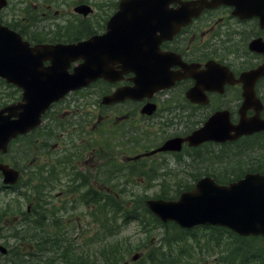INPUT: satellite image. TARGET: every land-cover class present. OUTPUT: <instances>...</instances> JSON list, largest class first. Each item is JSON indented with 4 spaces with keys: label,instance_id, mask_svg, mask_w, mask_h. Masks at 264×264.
<instances>
[{
    "label": "flooded vegetation",
    "instance_id": "1",
    "mask_svg": "<svg viewBox=\"0 0 264 264\" xmlns=\"http://www.w3.org/2000/svg\"><path fill=\"white\" fill-rule=\"evenodd\" d=\"M36 1L6 0V6L0 8V25L15 29L30 42L36 41L37 33L44 31L43 36L38 38L42 44H70L106 34L111 18L120 10L122 0L109 3L110 5H105L102 1L99 4L96 0H77L73 14L70 12L69 16L74 15L73 18L77 21L86 22L95 18L96 26L94 28V25H90L84 33L72 38L70 36V39L63 38L67 33L64 30L49 32V29L45 27L38 28L40 18L49 19L55 6L53 8V5L42 4V7H39ZM80 6L86 8V15L74 13L75 8ZM179 6L178 3H175L171 5V8L176 9ZM40 8L43 11L42 14L39 11ZM12 10L17 13L12 14ZM54 16L59 17L60 13L56 11ZM70 21L68 19L67 22ZM71 25L73 24L67 26ZM42 26L47 25L42 23ZM159 34L158 32L157 35ZM190 40L196 42L195 47L192 48L189 45ZM159 47L161 52L178 54L184 64L192 67L196 77L198 75L204 77L205 74L202 73L208 70L207 66L211 64L209 82L203 88L198 89L197 78L189 75L188 71L187 77L176 81L168 89L158 91L151 98L125 99L108 103L105 100L106 96L112 95L120 88L134 87L133 79L136 77V73L132 71L124 73L117 81L99 79L85 89L87 91L92 87H98L102 92L99 94L102 96L100 103L94 102L93 99H83L82 103H72L69 99H64L51 107L49 118H53L55 123L58 115L59 117L64 115L66 106L71 107L76 103L82 106H94L93 104H95L99 109H90V112L97 115L99 124H103L102 132L99 135V142L102 145L91 150H89L88 141L85 138L84 147L87 150L78 143H74L77 138L70 139L67 135L73 136L76 132L69 129L59 133L58 136L49 132L50 128L45 132V135L51 134L59 139V142L53 147L54 155L46 156L52 166H49V178L43 179L45 185H48L44 196L48 197L49 204L53 195L62 197L59 211L77 212L78 218L86 217L89 213H94L96 209L99 213L103 212V209L99 208V203L104 200L106 182L103 179L106 175L110 177L119 173L117 166H113L118 161L112 156L110 150L117 151L119 144L123 149H128L127 143L135 146V142L130 140L126 143L124 137L123 142L114 143L115 137L120 136L108 133V130L115 127H111L110 119H116L115 123L125 121L131 126H135L134 123L143 122L150 129V137H154L156 134L161 135L160 141L147 143V140L144 139L141 146L151 150L145 149L141 152L139 154L141 158L138 160L136 157L139 155L125 156L124 160L121 158L123 166H136V161H146L148 162L147 166H159L160 162H164V166H176L175 159L179 158L177 161L183 162V158L190 154L195 156V159L188 160H192L194 166H196L197 160L202 164H210V166L220 162L229 166H264V129L235 140L209 141L197 147H191L189 142H184L180 153L165 151L150 156L146 155L160 149L171 139H186L191 132L180 131V127H184L185 122L204 124L220 112L224 117L229 116L231 125H238L242 117L249 121L264 122V19L254 15L238 16L232 5L216 6L205 9L191 24L183 27L172 40L162 41ZM133 67L135 68V65ZM115 68L117 71H121L118 65ZM172 70H182V67L175 66L172 67ZM208 77L203 79L207 80ZM0 86L8 90L9 86L13 87L14 85L0 78ZM14 88L20 93L17 95V99L22 100V90ZM248 92H251V98H247ZM151 106L152 108L149 110ZM79 112L80 110H75L71 113ZM66 122V125H71L70 120ZM201 126H198L197 129ZM169 129H171V133ZM66 138L70 139L76 150L69 148V141L65 142L67 146H62L63 139ZM148 145L150 147H147ZM203 148L208 152V156L202 159L198 154ZM187 150L192 152H187ZM218 150L222 154L220 158L217 157ZM64 151L66 156L60 155V162H57L58 154ZM117 153L120 154L118 151ZM181 153H186V155L180 157ZM228 159L230 160L226 161ZM105 163L112 166H104ZM18 167L21 169L20 166ZM106 167L108 168L107 172ZM24 172L21 171L20 180L14 185H5L3 175L0 173V187L3 189L4 200L0 209V264H28L32 258L35 264H39L38 235L42 231L40 227L41 201L39 195H30L26 190H34L33 188L40 181L33 182V184L28 183L31 181H24ZM12 202L17 205L13 206ZM86 202L97 203V205H88ZM9 216L13 217L14 221H9ZM9 233L33 234L36 241L31 249H28L30 251L25 252L20 248L18 253L16 244L8 241ZM3 247L6 250L5 253L2 251Z\"/></svg>",
    "mask_w": 264,
    "mask_h": 264
},
{
    "label": "water",
    "instance_id": "2",
    "mask_svg": "<svg viewBox=\"0 0 264 264\" xmlns=\"http://www.w3.org/2000/svg\"><path fill=\"white\" fill-rule=\"evenodd\" d=\"M174 2L181 7L170 9L169 5ZM223 4L235 6L238 16L264 19V0H123L105 35L76 44L30 47L19 34L0 26V77L24 90L21 103L0 110V152H7L13 138L40 125L42 115L51 104L69 92L99 78L120 79L121 74L115 72L116 65L124 73H136L135 87L116 91L106 98L108 103L152 97L187 77L188 71L197 78V88H203L209 82L211 64L202 73L204 77H196L192 67L182 63L174 53H161L159 45L163 40H171L203 10ZM5 5L6 0H0V7ZM76 12L87 14L84 7L77 8ZM80 60L82 63L70 73L72 64ZM45 62L50 64L45 66ZM174 66H181L182 70L172 71ZM247 98H251V92ZM262 129L264 122L244 117L239 125L233 126L229 116L224 117L220 112L186 141L196 147L206 141L235 140ZM182 142L171 140L160 150L180 151ZM0 172L5 183H15L18 178V172L8 165L0 163ZM147 205L163 222L173 221L182 228L219 226L241 236H264V175L248 174L229 186H220L213 178L205 177L177 201L153 199Z\"/></svg>",
    "mask_w": 264,
    "mask_h": 264
},
{
    "label": "rangeland",
    "instance_id": "3",
    "mask_svg": "<svg viewBox=\"0 0 264 264\" xmlns=\"http://www.w3.org/2000/svg\"><path fill=\"white\" fill-rule=\"evenodd\" d=\"M32 1H36V0H32ZM76 1L77 0H37L36 3L38 4L39 7H42L41 6L42 4L53 5V8L55 6L52 13H50L52 16L49 19L43 20L39 17L40 21L38 24V28H44V27H41L42 23H44L47 25L45 28L49 29L48 30L49 32H52L55 30H64L67 32L65 33V37H63L64 39H70V36L72 38L78 34L84 33L87 30V28H89L90 25H94V28H95L96 26L94 24L95 18H92L93 20L86 22V21H77L75 18H73L74 15L69 16L70 12H72L73 14V9L76 5ZM96 1H98L99 4L102 1L105 5H110L109 3H112L117 0H96ZM39 11L42 14L43 11L41 8ZM56 11L60 13L59 17L54 16ZM16 13L17 12L15 10H12V14H16ZM68 19H70L71 21L67 22ZM68 24L69 25L73 24V25L67 26ZM43 33L44 31L42 33L38 32L37 36L42 37ZM189 45L193 48L196 46V42L193 40H190ZM94 90H96L97 92L93 94L92 96H89V98L87 99H93L94 102L100 103L102 96L99 94L102 92L100 91L98 87L96 88L92 87L90 90L86 92L93 93ZM0 98H1V91H0ZM76 100L77 99H70L69 101L74 103L76 102ZM93 105L94 106H89L90 109H93V110L99 109L98 106H96L95 104ZM2 106L0 104V107ZM79 109L80 107H78L77 103L71 105V107L69 106L64 107V113H63L64 115L61 117H59L58 115V119L55 120V123L52 118H49L51 113L48 114V117H47L48 124L45 127L51 128L54 134H59L61 132H64L66 129L75 131L76 133L79 131V133L81 134L80 138H77L79 134H75L73 136L72 135H67V136H69L70 139L77 138L76 142L74 143H78L83 149H86L84 147V138L86 141H88L89 150H91L92 148H99V146L102 145L101 142H99V135L102 132L101 126L103 124L98 123V120H97L98 117L95 113L91 114L92 116L86 113L85 110L87 108H82L81 109L82 113L74 117L75 114L71 112L75 110H79ZM68 120L71 121V125H66L67 124L66 121ZM114 120L116 119H110V123H111V127L112 126H115V127L108 130L109 134H117L118 136H120V137H115L114 143L118 141L119 143L123 142V137H124L126 143L130 140L132 142H135V146L129 145V143H127L128 149H123L121 148V145L119 144V146L117 147V151L120 154H118L117 151L110 150V153L112 154V156H114L116 158V161H118V163L113 166H117L116 168L119 169V173L112 175L110 177H107L106 175L105 179L103 180H105V182H108L109 187L116 185L118 189H124L123 194L125 195V198L130 199L131 196L133 198L134 195L137 197H140L145 194L149 198H155L156 196L160 195V193L163 190L167 191L168 194L175 196V191L179 184L183 185L185 183L186 184L193 183V181L189 179L191 178V176L188 175V172L196 173L200 169L201 171L203 170V172L205 173V168H207V166L210 167L211 173L215 174V176H218L220 179H224V180L228 179L230 176V175H225L226 172L224 173V170L225 169L227 170V168L229 170L228 174L231 173V175H233L232 177H234V175L239 177L241 174L247 171V170H244L247 168V166H229L228 164L223 163V162L210 166V164L205 165V164H202L201 161L197 160L195 163L196 166L192 165L191 163H187V162L181 165H176V166H171V165L152 166L155 168V171H154V174H152L153 178L151 179H148L146 175L140 173L139 170H141L142 168L140 169L138 168V166H147L148 162L146 161L139 162L138 166H124L123 171L120 172V168L121 166H123L122 162L125 156L135 157L139 155L141 152H143L145 149L147 151L151 150L149 148L141 146V144L143 143V140L146 139L147 143L154 142V141H160L161 135L156 134L154 135V137H150V129L148 126H145L143 122H138L137 124L134 123L135 126H131L128 123H125V121L115 123ZM201 124L202 123H199V122L194 123L196 128L198 126H201ZM192 125H193L192 122H185L184 127L183 126L180 127V131L190 132ZM169 132L171 133V129H169ZM46 138H51V134L46 135ZM70 139L69 138L63 139L64 143L62 144V146H67L65 142L69 141V148H71L72 150H76L74 145L70 141ZM47 140L49 141L50 150H53V146L55 147V144L58 142H54V140L50 141V139H47ZM34 145L35 144L33 143V147ZM147 147H150V146L148 145ZM25 149L26 151L29 150L27 151L28 154H24L23 150L18 145V142H16L12 148V152L4 156V159L6 161L9 160L11 162H14L15 166H21L25 168L27 172L24 173L25 174L24 181H31L28 183L33 184V182L34 183L37 182V175L34 172L38 170L39 167H41L40 165L43 164L44 161L47 162L45 160L47 153L46 151H44L42 155L35 156L33 154V151H31L32 148L25 147ZM122 151H125V152H122ZM121 158L123 160L120 161ZM229 160L230 159L226 161H229ZM104 166H112V165L105 163ZM178 167L181 169L180 171H178ZM184 168L185 169L187 168V170L183 171ZM230 168L234 169L235 171H232ZM254 168H256V166H254ZM166 172L169 173L170 175L169 177L163 176V174ZM43 175H46V174H43ZM117 191L119 192V190ZM26 192H28V194L30 195H36V193L32 189H27ZM61 198L62 197H57L54 195V197L50 201V207L51 209L55 208L56 210H58L57 217L60 219L58 224L59 226L61 222L64 224V228H66L65 232L67 233L66 237L69 238L70 240L79 241L80 242L79 248L81 250H84L85 254H91L93 255L94 259L102 260L100 258L101 253L99 252L111 249L114 244L116 243L118 244L120 243L119 241H124V239H126L128 242H132L133 245L135 246H139L140 244H142L143 247H142V250L140 251L141 254L143 251L149 248V247L144 248V244L146 243V239L149 238V235L142 233L136 222H132L128 224L126 227L120 228L119 235L113 236L116 232L113 230L110 231L109 229L107 230L104 229L100 223L96 224L97 221L92 218V214L90 213L88 214L87 217L83 216L82 218H78L77 212L73 213L70 211H59L61 208L60 207ZM15 202H12L13 206L17 205V203ZM3 203H4L3 195L0 191V209L3 206ZM68 210H71V209H68ZM83 210L86 211V209H83ZM8 220L14 221L13 217L11 216H9ZM116 225L119 226V223H117ZM47 229L51 231V228H47ZM195 231H196V236L199 239L201 237H204V240L208 238V233L205 232L204 230L198 229ZM57 233H58V228L55 234ZM205 233L207 234L205 235ZM11 234L12 233H9V235ZM162 236L163 235H160L158 238H162ZM171 237H173V234L171 232L169 233V235L165 236V238H171ZM12 241L15 242L14 239H12ZM188 241L189 242L192 241V238L189 237ZM32 244H33L32 241H27L24 246V250L30 249ZM201 244L204 246L203 253H201L199 249H194L188 252V253L193 254L194 264H199V259L200 261L203 260L207 254V247L209 246L212 247L213 245L211 243H209L208 245V244H205L204 242H202ZM156 245L158 246V243H156ZM258 245L264 248V241L259 242ZM138 249L140 250V248ZM195 252L197 255H195ZM122 254L124 258L128 259V261L131 264H138L137 262L140 257L137 259V261H134V255L137 253L127 255V253L124 251ZM39 257H41V260H39V262L41 261V263L48 264L47 261L49 262V260L52 259V254L48 252H43V254L41 256L39 255ZM216 258H217L216 254H213L212 256H208L207 260L202 261V264H221V263H216ZM33 263L34 262H30L29 264H33Z\"/></svg>",
    "mask_w": 264,
    "mask_h": 264
},
{
    "label": "trees",
    "instance_id": "4",
    "mask_svg": "<svg viewBox=\"0 0 264 264\" xmlns=\"http://www.w3.org/2000/svg\"><path fill=\"white\" fill-rule=\"evenodd\" d=\"M82 98L84 97H81L80 99ZM15 99L16 92L8 89L6 96H4L1 92L0 104L1 106H5ZM40 131L41 130H39L37 134L21 137L19 139V146L20 148L22 147L24 154H28L27 151L29 150L26 151L25 149V147H28L32 148L31 151H33L35 156H40L43 152L42 149L44 148L48 149L49 155H54L50 152L49 141L47 139H50V141L55 139L46 138L45 134H39ZM33 143L35 144L34 147ZM60 153H64L62 156H66L65 151ZM204 154L201 153L198 155L202 158ZM58 156L59 158L57 162H60L61 156L59 154ZM192 158L195 159V156L192 155ZM139 162L141 161L136 162V166H138ZM40 166L41 167L39 169L41 170L44 166L52 165L49 160H47V162H43ZM262 167L263 166H256V168H254V166L249 165L246 169H244L247 171L241 175L243 176L248 172H261V170H263ZM123 168L124 166H121L120 172L123 171ZM138 168H142L139 170L140 173L146 175L148 179L153 178L152 174H154L155 171L154 167L138 166ZM230 169L235 171L232 168ZM47 170H49V168H47ZM106 170L108 171L107 167ZM180 170L181 169L178 167V171ZM186 170L187 168L183 169V171ZM228 171V168L227 170H224V173L226 172L225 175H230L226 180L220 179L218 176L211 173L209 166L205 168V173L200 169L196 173L188 172V175L191 176L189 179L193 181L192 184H179L175 191V196L168 194L167 191L163 190L160 195L155 198L165 200L176 199L183 191L190 190L193 187L194 182H196L203 175L213 176L220 184H228L229 182L236 181L238 177L236 175L232 177L233 175H231V173L228 174ZM241 175L239 177H241ZM163 176L169 177L170 175L166 172ZM47 178H49V175H43L39 180L40 182L33 189L34 192L39 195L41 201L40 227L42 231L38 235V246L41 255L43 252L52 254V259H50L49 262L47 261L48 264H131L128 259L124 258L122 254L124 251L127 255L134 253L139 254L140 258L137 262L138 264H194L193 254L188 252L194 249H199L201 253H203L204 246L201 244L202 242L208 245L209 243L213 244L212 247H207V254L203 260H207L208 256L216 254L218 258V260L216 258V263L264 264V248L258 245L259 242L264 241L263 237H241L224 228L208 227L202 228V230L208 233V238L206 240H204V237L199 239L196 236L195 230H184L179 228L174 223L164 224L151 214L147 207V200L150 198L146 194L140 197L134 195V197L132 198L131 196L130 199L125 198V195L123 194L124 189H118L116 185L109 187L108 182L105 183V188H109L112 193L105 192L104 200L99 203V208L103 209V214L101 216L95 214L92 218L97 221L96 224L100 223L104 229L115 231L116 233L113 236L119 235L120 228L126 227L132 222H136L141 232L149 235V238L146 239V243L144 244V248H149L141 254L140 251L143 247L142 244L139 243V246H135L132 242H128L124 239V241H119L120 243L114 244L111 249L99 252L101 253L100 258L102 260L94 259L93 255L85 254V251L79 248L78 243L66 237V228H64V224L62 222L59 226L58 222L60 219L57 217L58 210L50 209L49 199L44 196V193L48 190V185H45L43 179ZM117 190H119V192ZM113 193H117L118 196H114ZM86 203L88 205H97V203ZM52 221L55 223L52 225L53 228L56 230L58 228L57 234H55L56 230H52L54 232H51L47 229L50 228L48 222ZM117 223H119V226L116 225ZM170 232L173 234V237L165 238V236L169 235ZM207 233H205V235ZM160 235H163L162 238H158ZM189 237L192 238V241L190 242L188 241ZM23 238H28V241H32L33 243L36 241L33 234H26ZM23 238L21 234L12 233L8 236V241L9 243L16 244L19 249L23 246V244H19ZM12 239H14L15 242H13ZM16 239L18 243L16 242ZM156 243H158V246ZM138 248H140V250ZM195 255H197L196 252ZM203 260L200 261L199 259V264H202ZM39 264L44 263H41L40 261Z\"/></svg>",
    "mask_w": 264,
    "mask_h": 264
}]
</instances>
